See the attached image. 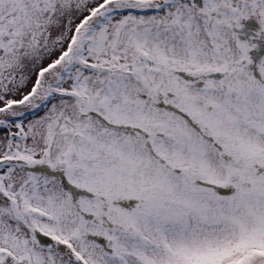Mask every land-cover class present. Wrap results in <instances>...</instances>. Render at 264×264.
I'll return each mask as SVG.
<instances>
[{
  "label": "snow or ice",
  "instance_id": "obj_1",
  "mask_svg": "<svg viewBox=\"0 0 264 264\" xmlns=\"http://www.w3.org/2000/svg\"><path fill=\"white\" fill-rule=\"evenodd\" d=\"M0 264H264V0H0Z\"/></svg>",
  "mask_w": 264,
  "mask_h": 264
}]
</instances>
